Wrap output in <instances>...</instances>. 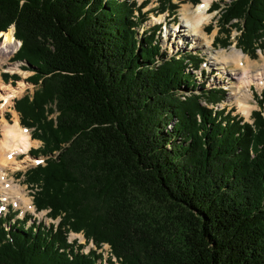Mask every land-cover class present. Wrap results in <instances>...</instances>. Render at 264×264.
Wrapping results in <instances>:
<instances>
[{
  "label": "trees",
  "instance_id": "trees-1",
  "mask_svg": "<svg viewBox=\"0 0 264 264\" xmlns=\"http://www.w3.org/2000/svg\"><path fill=\"white\" fill-rule=\"evenodd\" d=\"M148 1L0 0V32L20 41L11 60L36 86L14 105L41 142L29 154L45 156L24 181L36 210L59 217L0 215V264L102 262L70 231L108 244L107 264H264V91L251 122L215 108L223 89L186 71L202 59L163 52L160 25L138 34ZM210 8L223 46L235 27L243 53L264 49V0Z\"/></svg>",
  "mask_w": 264,
  "mask_h": 264
},
{
  "label": "rangeland",
  "instance_id": "rangeland-1",
  "mask_svg": "<svg viewBox=\"0 0 264 264\" xmlns=\"http://www.w3.org/2000/svg\"><path fill=\"white\" fill-rule=\"evenodd\" d=\"M138 4H142L145 0H135ZM201 1V0H200ZM199 1V2H200ZM229 0H212L209 7H211V4L217 2L221 7L224 6V3L228 2ZM173 3L177 4V8L174 10V15L169 14L168 11H165L163 13H159L157 11L158 7L160 6L158 0H149L142 9V12H145V20L143 21L142 25L138 28V34L141 35L143 31H148L150 29H153L154 26L160 25L159 30L155 31V39L160 43L161 49L163 52L167 53L168 55L171 54H187L191 56H197L201 60V65L198 69H191L189 63H187L186 71H190L195 75V78L198 83L204 85L207 89L209 88H222L224 91V100L220 103H218L215 108L219 109H226L229 110L232 115H237L243 119V121L251 122V113L253 110L259 109V106L257 104V101L255 99V94H260L264 91V85L262 88H259L256 85V81L252 82L251 90H250V97H249V113L246 115V113L240 109L238 103L235 101L234 98H231L229 95V84L236 85L238 82L237 76L234 74L237 72L238 68H240L235 63L233 64V60L230 58L231 63H222V64H215V59H213V56L218 50H223L222 54H228L230 49L232 47L238 48L240 51L241 49L236 45L237 37L240 34L239 29L232 27L230 30V35L228 37V45L223 46L219 40L223 39L225 37V33L221 32L218 27L217 19L220 15L219 10H208L212 13L211 19L204 24V27L201 29L200 33L198 35H191V32L189 31L188 27L186 26L183 18H182V7L184 5H190L194 6L196 4H193L189 2L188 0H172ZM198 2V3H199ZM235 22L236 20H232ZM9 28V27H8ZM14 31V30H13ZM1 33V32H0ZM217 37L218 40L214 42V38ZM197 38V39H196ZM2 38L0 35V42H2ZM18 46L15 49V51L10 55L7 63L0 64V84L1 82L4 84H9L11 86L18 85V82H23L24 86L22 88V91L11 98V104L4 109L0 114V121L6 122V123H12L14 119V112L17 113L19 124L24 127L20 123V115L19 113L14 109L15 101L23 97L25 94L32 95L33 91L35 90L36 86H34L32 83H29L26 81V78L31 74V71L29 70H23L21 69V65H24L23 62L19 61H12L11 58L15 54V52L18 50L20 46L19 40H17ZM242 52V51H241ZM255 56H249L248 54H245L242 52L244 57H248L252 62L257 63L259 65L258 67H261L262 64H264V49L257 48L255 51ZM220 55V54H219ZM15 65L16 69L11 70L9 69L10 65ZM256 67V66H254ZM253 67V68H254ZM2 73H9V74H17L20 78L14 82V84L11 83V80L9 82H5L2 78ZM2 92L1 85H0V93ZM181 90V94H184ZM196 93H199L197 91ZM1 102V100H0ZM201 103L203 105L207 104L204 99L201 100ZM209 107H212V104H209ZM55 114H52L54 116ZM170 126V125H169ZM29 131L30 137H31V130L32 128L24 127ZM0 137H1V129H0ZM32 139V138H31ZM34 144L30 147V149L38 148L41 145V142L39 140L33 139ZM29 149V150H30ZM28 150V151H29ZM19 154L16 156V158L22 159L23 156L28 155L35 159V162L27 165L20 169H5V178L10 181L12 185H14L16 188H19L21 191V194L24 199L29 201V204L25 203H18L17 201H14L13 197H7L6 200L0 199V212L2 213H10L13 214L15 212L14 218H22L25 215H28L30 219L27 220V224L31 222L36 223H43L46 226H49L51 224L57 225L59 222V217L52 218L49 216L48 209L38 211L36 210L34 204H33V194L37 190L36 185H29L24 181V173L27 169L34 167L35 165L41 163H44V158L42 154L32 155L29 154V152ZM68 240L70 242L76 241L77 245H83V248L81 251L87 252L90 249H96L98 253H101L102 255V262H98L99 264H107L106 258L110 256V248L108 244H103L101 248H96V246L93 244L92 241L87 242L82 232H72L70 231L68 234ZM114 261H116L115 257H112Z\"/></svg>",
  "mask_w": 264,
  "mask_h": 264
},
{
  "label": "bare ground",
  "instance_id": "bare-ground-1",
  "mask_svg": "<svg viewBox=\"0 0 264 264\" xmlns=\"http://www.w3.org/2000/svg\"><path fill=\"white\" fill-rule=\"evenodd\" d=\"M212 0H201L194 6L184 5L181 9L182 18L187 24L191 35H198L204 24L207 23L212 13L209 12L208 7ZM13 26H10L6 31L0 33L3 39L0 42V64L7 63L10 55L15 51L18 46L17 40L13 35ZM197 39V38H196ZM222 49L218 50L213 59L215 64L231 63L230 58L240 68L234 74L238 78L236 85L229 84V95L234 98L238 103L241 110L246 115L249 113V97L250 90L253 81H256V85L262 88L264 85V64L258 67L257 63L252 62L248 57H244L242 52L232 47L228 54H222ZM220 54V55H219ZM256 66V67H254ZM254 67V68H253ZM9 69H16L15 65H10ZM2 92L0 93V114L11 104V98L18 95L24 86L23 82L19 81L18 85L11 86L1 82ZM14 119L12 123H6L0 121L1 137H0V199L6 200L7 197H13L14 201L18 203L29 204V201L24 199L21 190L5 178V169H20L35 162V159L26 155L22 159H17L19 154L26 153L30 147L34 144L31 139L29 131L19 124L17 113L14 112ZM70 242V240H68Z\"/></svg>",
  "mask_w": 264,
  "mask_h": 264
},
{
  "label": "water",
  "instance_id": "water-1",
  "mask_svg": "<svg viewBox=\"0 0 264 264\" xmlns=\"http://www.w3.org/2000/svg\"><path fill=\"white\" fill-rule=\"evenodd\" d=\"M13 29H14V27H13ZM20 42V41H19Z\"/></svg>",
  "mask_w": 264,
  "mask_h": 264
},
{
  "label": "built area",
  "instance_id": "built-area-1",
  "mask_svg": "<svg viewBox=\"0 0 264 264\" xmlns=\"http://www.w3.org/2000/svg\"><path fill=\"white\" fill-rule=\"evenodd\" d=\"M69 239V238H68Z\"/></svg>",
  "mask_w": 264,
  "mask_h": 264
}]
</instances>
